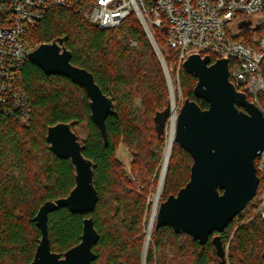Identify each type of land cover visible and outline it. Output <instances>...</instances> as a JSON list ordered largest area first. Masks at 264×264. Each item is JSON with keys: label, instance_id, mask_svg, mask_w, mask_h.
Segmentation results:
<instances>
[{"label": "trees", "instance_id": "trees-1", "mask_svg": "<svg viewBox=\"0 0 264 264\" xmlns=\"http://www.w3.org/2000/svg\"><path fill=\"white\" fill-rule=\"evenodd\" d=\"M71 1L74 8L49 10L38 27L28 29L26 41L35 49L56 38H66L72 63L91 72L103 93L114 99L117 113L107 120L109 144H104L91 119L85 89L66 77L48 76L28 60L22 80L32 104L30 118L16 121L0 113V264L32 263L42 236L34 221L39 208L48 201L67 197L74 189L75 172L70 160L57 157L47 141L49 127L71 122H76L75 132L86 127L87 136L81 139L83 154L95 164L94 186L99 202L95 212L87 215L73 214L66 208L49 214L52 251L63 255L77 246L84 219L92 217L100 235L93 248L98 257L94 264H143V259L146 264H220L212 241L217 235L228 253L229 264H264V221L258 212L261 184L246 209L204 246L188 234H176L171 227L154 226L142 258L146 194L137 193L127 182L117 152L123 143L135 158L133 172L150 184L164 143L163 136L156 132L154 118L169 105L166 72L136 17L116 28L103 29L89 21V0ZM260 16L253 26V19ZM242 17L241 22L233 23L240 32L233 34L228 28V38L257 50L264 38V10L259 15ZM152 32L171 71L172 65H179L180 52L167 44L163 28L153 27ZM178 78L184 99L208 109L209 105L194 94L197 79L183 67ZM136 100L140 101L137 108ZM257 102L264 110V92ZM174 144L163 186L164 201L186 186L193 164L190 154Z\"/></svg>", "mask_w": 264, "mask_h": 264}, {"label": "water", "instance_id": "water-1", "mask_svg": "<svg viewBox=\"0 0 264 264\" xmlns=\"http://www.w3.org/2000/svg\"><path fill=\"white\" fill-rule=\"evenodd\" d=\"M28 60L48 76L66 77L85 89L91 119L108 146L107 120L117 113L114 99L103 93L91 72L72 63L66 38L40 44ZM183 68L197 79L194 94L209 108L184 100L177 117L175 142L192 157L190 180L177 195L160 204L155 228L171 227L176 234H188L204 246L214 233L222 234L257 195L260 179L255 161L264 151V111L231 82L227 59L212 63L208 55L191 54ZM168 82L171 90L169 79ZM171 114L169 103L155 115L159 137L165 134ZM75 125L76 122L58 123L47 131L50 150L57 157L70 160L75 187L67 197L48 201L39 208L34 221L42 236L31 264H94L98 258L93 248L100 235L92 217L83 221L81 242L63 255L52 251L49 240V214L66 208L73 214L87 215L95 212L99 202L94 186L95 164L84 156L83 142L73 130ZM167 170L168 165L166 173ZM212 241L220 264H227L221 237L214 236Z\"/></svg>", "mask_w": 264, "mask_h": 264}, {"label": "built area", "instance_id": "built-area-1", "mask_svg": "<svg viewBox=\"0 0 264 264\" xmlns=\"http://www.w3.org/2000/svg\"><path fill=\"white\" fill-rule=\"evenodd\" d=\"M54 7L74 8L75 3L0 0V113L16 121H26L32 113L22 80L23 68L34 50L26 41L27 31L38 27ZM263 10L264 0H89L87 14L90 22L103 29L116 28L136 17L159 54L152 28H163L167 44L180 52L179 70L191 54L208 55L212 63L227 59L231 82L259 105L257 98L264 92V38L253 50L230 41L227 30L231 24L241 22L242 16L259 15ZM183 104L181 99L171 106L168 125L172 126L174 114L177 123ZM255 164L261 184L258 212L264 221V151Z\"/></svg>", "mask_w": 264, "mask_h": 264}, {"label": "rangeland", "instance_id": "rangeland-1", "mask_svg": "<svg viewBox=\"0 0 264 264\" xmlns=\"http://www.w3.org/2000/svg\"><path fill=\"white\" fill-rule=\"evenodd\" d=\"M261 18H262L261 16L254 18L253 19V26H256ZM237 26H238L237 24H231L229 26V28H231V32L233 34H238L240 32V30L238 29ZM132 46L136 47L137 43L132 42ZM156 53H157V51H156ZM157 55H158V57L161 56V58L163 59L165 65H166L165 58H164L161 50H160V54L157 53ZM159 59H160V57H159ZM171 69H172L171 71L168 70L167 65H166V71L165 72H166L168 89H169V103L171 100V92H170V85H169L168 79L171 83V87H172L171 90L174 94L175 102L178 104L181 99L185 100L184 99V93H183L181 86L179 84V78H178L179 66H177V64H174V65H172ZM173 69L176 72V75H177L176 78H174L175 72ZM137 106H140V101H138V100L135 101V107L137 108ZM76 132L82 140H84L87 136V130H86V127L84 125L77 128ZM170 134H171V124H169V125L167 124V127L165 128V134L163 135V142L164 143H163V149H162V156L159 160V164L157 165V167L155 169V174L151 175L150 184L143 182L139 177L137 178V174H135L133 172V165H134L135 158L131 154L129 149L123 143L120 144V146L118 148V152H117V159L120 161L122 168L124 169L127 182L130 183L131 187L135 188L137 193L146 194L145 198H146V202H147V210H146L144 220H143V223H144L143 231H144L145 237H144V247H143L142 258H143L144 252H145L144 251L145 242H146V239H148V235H149V232L147 230H148L149 224H150L149 219H150L151 214H152L153 203H155L156 198H158V195H157L158 192H160V194H159L160 196L158 198L159 207H160V204L164 201L163 199L165 198L163 186H164V181H165V177H166V172L163 176L162 168H163V165L165 163V154H166L167 144H168L169 139H170ZM170 157H171V155H170ZM162 178H163V181H162ZM160 182H162V185H160ZM159 187H161V188L159 189ZM175 195H177V194H175ZM158 211H159V209H158ZM154 224H156V221L154 222ZM227 254L228 253H226L227 264H229Z\"/></svg>", "mask_w": 264, "mask_h": 264}, {"label": "bare ground", "instance_id": "bare-ground-1", "mask_svg": "<svg viewBox=\"0 0 264 264\" xmlns=\"http://www.w3.org/2000/svg\"><path fill=\"white\" fill-rule=\"evenodd\" d=\"M174 94L171 90V100H170V104L172 107H174V103H175V99H174ZM175 132H176V115L174 114L173 115V118H172V126H171V134H170V139H169V142L167 144V149H166V154H165V167H164V170H163V176L165 174V171H166V167L167 165L169 164V159H170V155L172 153V149H173V146H174V142H175ZM162 181H163V178H162ZM160 185H162V182H160ZM161 187H159L160 189ZM160 192H158V198H159V195ZM158 198H156L155 200V203H153V210H152V214H151V217H150V221H149V228H148V232H149V235H148V239H146V242H145V249H144V253H145V256H146V253H147V250H148V246L150 244V233L152 232L153 230V227L155 226L154 222L156 221V218H157V213H158V209H159V200ZM161 200V199H160Z\"/></svg>", "mask_w": 264, "mask_h": 264}]
</instances>
